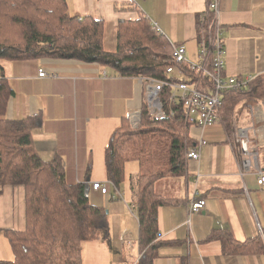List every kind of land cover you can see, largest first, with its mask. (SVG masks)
I'll return each mask as SVG.
<instances>
[{
  "label": "crops",
  "instance_id": "0c3cea01",
  "mask_svg": "<svg viewBox=\"0 0 264 264\" xmlns=\"http://www.w3.org/2000/svg\"><path fill=\"white\" fill-rule=\"evenodd\" d=\"M67 3L72 15L104 20L108 51L116 50L119 19H136L144 13L171 42L184 44L188 57L191 53L198 56V18L208 0H141L139 6L131 0ZM219 20L227 48L226 73L240 78L264 74V0H220ZM1 67L15 91L8 118L22 119L43 111L44 123L33 132L38 153L45 160L61 157L68 183H87L91 202L108 211V234L84 242L83 264H139V220L131 189L139 163L126 164L125 182L117 189L107 179L104 160L120 119L140 112L146 100L139 78L121 77L96 64L77 61L3 62L0 76ZM40 68L48 76L40 77ZM251 124L250 116L235 127ZM193 136L196 141L202 137L208 142L200 149V160H188L184 176L160 179L155 184L159 194L181 202L159 209L158 240L174 244L162 245L154 264H181L182 259L187 264H264V254L228 255L220 241H205L214 229H227L240 242L259 235L264 241V186L258 184L259 170L264 173V152L244 169L234 135L229 136L220 122L202 131L194 129ZM93 182L106 185L108 194L92 189ZM194 196L206 199L207 208L188 216ZM25 225L24 188L0 186V261L13 259L10 243L1 231L23 230Z\"/></svg>",
  "mask_w": 264,
  "mask_h": 264
},
{
  "label": "trees",
  "instance_id": "16d2710c",
  "mask_svg": "<svg viewBox=\"0 0 264 264\" xmlns=\"http://www.w3.org/2000/svg\"><path fill=\"white\" fill-rule=\"evenodd\" d=\"M104 37V20L70 14L67 0H0V66L42 59L77 61L96 64L121 77L165 79L167 68L175 64L172 42L152 27L144 13L136 19H119L115 51L105 49ZM183 66L187 70V65ZM1 68L0 186L24 188L26 225L23 230L1 231L10 243L13 259L0 264H83L84 242L108 234V211L91 202L87 183H68L61 157L45 160L38 153L33 132L44 123L43 111L22 119L8 118L15 91ZM161 100L163 118L151 116L145 101L137 127L128 116L122 117L104 154L107 179L117 189L125 182L126 164L139 163V173L131 178L139 220V264H154L158 249L174 244L158 240V215L160 207L181 200L159 194L155 184L160 179L184 176L186 150L197 145L181 102L171 100L170 88L163 90ZM262 100L264 74L241 88L223 92L218 122L232 136L236 122L250 120L249 106ZM214 240L222 243V251L228 255L264 254L260 235L240 242L229 230L214 229L205 241ZM181 264L187 260L182 259Z\"/></svg>",
  "mask_w": 264,
  "mask_h": 264
},
{
  "label": "built area",
  "instance_id": "2783aa9c",
  "mask_svg": "<svg viewBox=\"0 0 264 264\" xmlns=\"http://www.w3.org/2000/svg\"><path fill=\"white\" fill-rule=\"evenodd\" d=\"M141 0H131L139 6ZM220 0H208L206 10L198 18V56L191 61L187 56V48L182 43H174L173 57L175 64L167 68L165 79L139 77L145 89L146 104L154 118H163L165 107L161 100L163 90L171 89V100L181 102L185 119L191 130H204L218 122V111L222 106L223 92L245 86L252 78H240L226 73L227 48L223 37V27L219 20ZM148 17V16H147ZM151 21V20H150ZM152 27L163 33L158 25L151 21ZM187 65V70L183 65ZM195 74L191 77L187 72ZM40 77L48 76L45 69L40 68ZM104 75L106 71L104 70ZM52 74V77H56ZM197 77V78H196ZM249 113L251 126H237L233 135L239 146V153L244 157L242 167L248 169L253 160L259 157L258 148L264 146V101L251 104ZM133 127L140 123L141 111L129 117ZM208 142L199 137L197 145L186 150L185 158L199 161L200 149ZM258 184L264 186V173L259 170ZM92 189L108 194V187L101 182H93ZM207 208V200L194 196L188 207V216ZM189 222V219H188Z\"/></svg>",
  "mask_w": 264,
  "mask_h": 264
},
{
  "label": "rangeland",
  "instance_id": "374dc122",
  "mask_svg": "<svg viewBox=\"0 0 264 264\" xmlns=\"http://www.w3.org/2000/svg\"><path fill=\"white\" fill-rule=\"evenodd\" d=\"M190 60L191 61H197V57L195 58V56L193 55V53H191V56H189ZM264 101V100H262ZM261 102V101H260ZM255 103H258V102H255ZM255 103H252V104H255ZM264 148V146H261L258 148V153L260 154L261 153V150Z\"/></svg>",
  "mask_w": 264,
  "mask_h": 264
}]
</instances>
